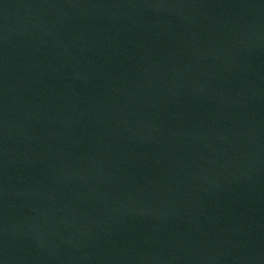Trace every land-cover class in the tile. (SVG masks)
<instances>
[{
  "label": "water",
  "instance_id": "95a60500",
  "mask_svg": "<svg viewBox=\"0 0 264 264\" xmlns=\"http://www.w3.org/2000/svg\"><path fill=\"white\" fill-rule=\"evenodd\" d=\"M0 264H264V0H0Z\"/></svg>",
  "mask_w": 264,
  "mask_h": 264
}]
</instances>
